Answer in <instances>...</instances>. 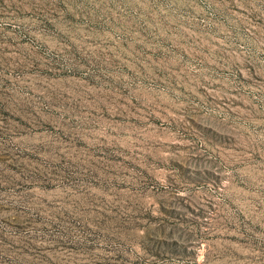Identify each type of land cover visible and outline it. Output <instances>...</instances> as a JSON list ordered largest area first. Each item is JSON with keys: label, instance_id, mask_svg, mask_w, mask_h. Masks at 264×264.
Here are the masks:
<instances>
[{"label": "rangeland", "instance_id": "1", "mask_svg": "<svg viewBox=\"0 0 264 264\" xmlns=\"http://www.w3.org/2000/svg\"><path fill=\"white\" fill-rule=\"evenodd\" d=\"M0 264H264V0H0Z\"/></svg>", "mask_w": 264, "mask_h": 264}]
</instances>
